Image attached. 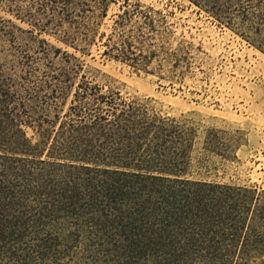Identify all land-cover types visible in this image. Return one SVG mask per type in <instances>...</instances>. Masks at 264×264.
Returning <instances> with one entry per match:
<instances>
[{
    "label": "trees",
    "instance_id": "trees-1",
    "mask_svg": "<svg viewBox=\"0 0 264 264\" xmlns=\"http://www.w3.org/2000/svg\"><path fill=\"white\" fill-rule=\"evenodd\" d=\"M189 1L264 52V0ZM53 2L68 24L54 34L87 53L115 0ZM170 33L160 11L124 0L103 56L183 80L190 61ZM39 42L0 68V264H264V187L194 177L190 119ZM241 145L239 131L210 128L201 148L234 161Z\"/></svg>",
    "mask_w": 264,
    "mask_h": 264
},
{
    "label": "rangeland",
    "instance_id": "rangeland-1",
    "mask_svg": "<svg viewBox=\"0 0 264 264\" xmlns=\"http://www.w3.org/2000/svg\"><path fill=\"white\" fill-rule=\"evenodd\" d=\"M57 0H0V68L27 54L35 55L45 40L75 55L81 73L100 71L96 79L119 88L129 99L146 101L157 112L188 118L199 129L198 149L191 168L196 178L264 187V52L250 44L189 0H129L160 11L171 31L168 46L182 49L190 61L183 80H161L159 72L146 73L103 56L100 34H110L124 0H115L88 52L74 50L56 31L61 14ZM59 24V25H58ZM6 66V67H5ZM152 65L149 69H153ZM90 71V72H89ZM210 128L239 131L242 145L237 159L225 161L202 150ZM29 136L33 135L28 129Z\"/></svg>",
    "mask_w": 264,
    "mask_h": 264
}]
</instances>
